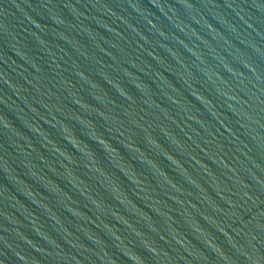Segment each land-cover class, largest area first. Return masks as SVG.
<instances>
[{
    "label": "water",
    "instance_id": "1",
    "mask_svg": "<svg viewBox=\"0 0 264 264\" xmlns=\"http://www.w3.org/2000/svg\"><path fill=\"white\" fill-rule=\"evenodd\" d=\"M4 7L0 264H264V0Z\"/></svg>",
    "mask_w": 264,
    "mask_h": 264
},
{
    "label": "clouds",
    "instance_id": "2",
    "mask_svg": "<svg viewBox=\"0 0 264 264\" xmlns=\"http://www.w3.org/2000/svg\"><path fill=\"white\" fill-rule=\"evenodd\" d=\"M9 13H10V9L9 8H7V7L0 8V15H8ZM252 252L256 253L257 250L256 249H252ZM248 259H249L250 262H253V257L252 256H249Z\"/></svg>",
    "mask_w": 264,
    "mask_h": 264
}]
</instances>
